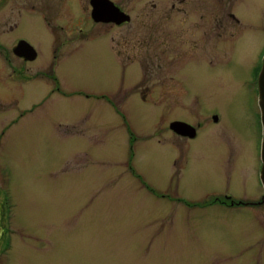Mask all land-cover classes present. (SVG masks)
Listing matches in <instances>:
<instances>
[{"label": "rangeland", "instance_id": "rangeland-1", "mask_svg": "<svg viewBox=\"0 0 264 264\" xmlns=\"http://www.w3.org/2000/svg\"><path fill=\"white\" fill-rule=\"evenodd\" d=\"M235 11L246 31L242 64L183 72L184 82L204 98L193 105L162 104L160 89L152 88L161 76L150 72L136 78L155 91L147 100L133 92L119 100L135 76L115 67L104 41L97 46L91 40L64 57L53 74L57 81L0 78V97L14 106L0 114V132L15 113V100L33 107L0 141L18 218L24 231L53 236L52 250L39 251L23 238L12 249L13 264H264V201L238 203L259 201L264 193L255 93L242 83L254 61L249 41L256 37L264 50V0H240ZM26 31L46 68L47 42L35 28ZM213 106L219 122L200 128L188 148L161 144L160 130L176 109ZM229 149L237 153L232 164ZM183 159L188 163L181 168Z\"/></svg>", "mask_w": 264, "mask_h": 264}, {"label": "flooded vegetation", "instance_id": "flooded-vegetation-1", "mask_svg": "<svg viewBox=\"0 0 264 264\" xmlns=\"http://www.w3.org/2000/svg\"><path fill=\"white\" fill-rule=\"evenodd\" d=\"M239 2L240 0H0V78L12 77L27 83L41 75L57 81L53 74L64 57L68 58L74 51L85 48L86 42L96 40L98 46L104 41L110 48L115 67L118 66L122 73L130 72L135 76L132 87L124 91L126 94L119 95V100L125 101L132 92L147 100L155 91L150 92L151 86L136 78L139 72H150L161 76L157 80L159 85L152 88L160 89L157 99L162 104L173 102L176 106L193 105L204 98L184 82L181 78L183 72L193 69L210 71L214 67L232 69L237 63L242 64L239 53L242 50L240 45L246 40V31L243 20L235 11ZM13 3V6L7 8L8 4ZM119 12L123 14L119 16ZM215 13L220 14L215 16ZM172 23L175 25L174 29H168L166 25ZM28 28H35L39 37L48 44L51 62L46 68H41L44 66L41 54L32 41L31 34L26 31ZM103 28L106 30L104 33ZM117 28H122L115 33L120 35L113 34L109 36V40L105 39L109 31ZM168 34L174 38L173 42L167 39ZM255 43L256 37L249 41L254 61L246 71L242 83L253 87L261 128L257 86L264 50ZM169 52L171 55H168ZM167 71L170 73L166 74ZM135 85L139 91L132 90ZM103 97L108 102L114 99L111 95ZM11 104V98L0 97V114L11 111L14 108ZM14 104L15 113L3 126L0 141L4 131L33 108L19 106L18 100ZM179 110L176 109L175 116L166 125L163 124L164 129L160 130L163 139H160L161 144L175 147L185 145L188 148L189 141L198 137V130L218 123V116L221 115L220 110L214 106L195 111L191 107H185L183 110L186 113ZM175 121L190 125L192 129L183 127L178 133L170 126ZM170 132L177 138L175 143L166 140ZM260 141L261 135L258 151ZM224 145L220 142L219 146L222 148L216 147L218 157L223 156ZM235 154L237 155L236 151L229 149L228 164L234 162V157H237ZM186 163L187 159H183L181 168ZM11 183L10 168L0 159V264H13L12 249L23 238L31 240L34 251L52 250L53 245V236L47 232L43 234L33 228L30 232L24 231L16 212L17 202ZM224 197L230 199V203H236L233 196L227 194ZM263 201L264 193L259 201L238 203L258 206Z\"/></svg>", "mask_w": 264, "mask_h": 264}, {"label": "water", "instance_id": "water-1", "mask_svg": "<svg viewBox=\"0 0 264 264\" xmlns=\"http://www.w3.org/2000/svg\"><path fill=\"white\" fill-rule=\"evenodd\" d=\"M118 14L119 16H121L120 14L123 13L119 12ZM258 107L260 110L261 133H262V138L260 143L261 168L259 172V178L264 188V57H263L262 67L258 75ZM170 126L174 131L178 133H180L179 130H181V128L183 127L192 129V126L177 121L172 122Z\"/></svg>", "mask_w": 264, "mask_h": 264}]
</instances>
